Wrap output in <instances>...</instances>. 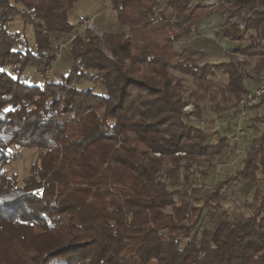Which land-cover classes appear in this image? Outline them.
I'll list each match as a JSON object with an SVG mask.
<instances>
[{
	"label": "trees",
	"instance_id": "1",
	"mask_svg": "<svg viewBox=\"0 0 264 264\" xmlns=\"http://www.w3.org/2000/svg\"><path fill=\"white\" fill-rule=\"evenodd\" d=\"M80 1L0 0V264H264V131L242 168L204 193L192 178L228 159L231 136L190 124L206 102L235 117L249 83L264 77V0H219L214 10L111 0L128 34L77 35L66 73L26 83L23 73L50 65L57 41L76 29L69 15ZM213 14L242 57L200 66L205 52L176 44ZM17 20L23 30L12 31ZM13 147L40 152L23 186L5 170ZM244 182L263 183L245 203L250 216L224 212L213 229L199 227Z\"/></svg>",
	"mask_w": 264,
	"mask_h": 264
},
{
	"label": "rangeland",
	"instance_id": "2",
	"mask_svg": "<svg viewBox=\"0 0 264 264\" xmlns=\"http://www.w3.org/2000/svg\"><path fill=\"white\" fill-rule=\"evenodd\" d=\"M110 2L111 0H81L69 15L70 22L77 27L71 34L64 35L57 41L56 47L53 50L55 59L48 66L39 67L37 69H27L26 72L23 73L22 79L31 85L40 86H43L50 80L57 81L60 75L66 73L73 64L70 54L72 41L77 35L83 36L86 31H89L100 39H102V34L104 32H124L128 34V29L119 23L115 12L111 8ZM159 10L165 11L168 15H171L172 13V11L166 10L163 6H160ZM214 15L215 16L208 18L197 26L196 33L191 39H183L181 42L176 44L177 50H182L185 47H195L197 49L204 50L209 57L202 61L200 65L205 63H219V60L214 56L221 57L223 59L222 61L230 60V58L233 57H242L233 52L239 46V43L230 41L228 38L223 36L220 31L225 19L221 18L219 15ZM86 20H90V22L94 21L93 28L87 27L85 23ZM238 20L242 21L243 19ZM11 29L12 31L22 29L21 22L19 20L14 22L11 25ZM24 33L27 36H30V28H26ZM229 53H233L234 56L232 57L231 55V57H229ZM178 75L183 77L180 74ZM216 80L226 83L228 78L220 73L218 74ZM192 81V77H185L184 84L189 91L195 89ZM252 84L253 82L251 85ZM90 86L94 87L95 85L89 82H82L80 88ZM97 91L102 93L103 89L98 87ZM188 93L186 94V99L188 100L189 105L186 106L184 112L190 114L195 110V107L193 105L194 101L189 98ZM201 106V120L192 119L190 124L193 126H205L209 128L210 131L218 129L222 134L230 137L234 130V123H230L232 118H234L231 117V113H224L221 115L214 114L211 110L210 102L202 103ZM228 115H230V117ZM243 126L249 134L248 138L235 145L231 144L233 150L232 152H229L228 159L225 162L222 161L218 163L217 166L210 172L208 177H203L200 174L194 175L192 178L194 188H202L204 193H208L226 175L234 174L238 169L242 168L245 154L248 151L252 140L264 131V104L256 107V111L253 115L249 111L247 121L244 122ZM11 150L14 155L10 164L5 167V170L7 171L9 177L17 175L19 178V185L23 186L30 175V168L32 164L39 160L40 152L34 149H21L18 147H13ZM257 187H263V183L260 182L257 185L247 182L232 184L226 193L229 199L223 203L222 210L219 212L216 220L211 223L209 220L204 219L199 227L202 229H213L220 220H223L224 212L228 213L231 219L249 217L250 213L246 209L245 203L252 201L253 194ZM36 233L38 232L36 231ZM18 234L20 236H24L25 231L23 229H19Z\"/></svg>",
	"mask_w": 264,
	"mask_h": 264
},
{
	"label": "built area",
	"instance_id": "3",
	"mask_svg": "<svg viewBox=\"0 0 264 264\" xmlns=\"http://www.w3.org/2000/svg\"><path fill=\"white\" fill-rule=\"evenodd\" d=\"M189 2H190L189 4L190 7L201 5L202 7L207 8L209 10H214L219 4V0H189ZM212 16L215 15L213 14L210 17ZM229 21L231 22V24L238 25L239 29L245 30V23L243 20L241 21L234 18V19H229ZM85 23L87 27L93 28L94 21L90 22V20H86ZM231 55L232 57L234 56L233 53H229V57H231ZM263 100H264V77L257 78L254 81V85L251 88H249V92L246 94L238 114L230 121V123L231 122L234 123L233 124L234 130L230 137L231 144L235 145L248 138L249 134L246 128L243 126L244 122L247 121L249 111L255 108Z\"/></svg>",
	"mask_w": 264,
	"mask_h": 264
},
{
	"label": "crops",
	"instance_id": "4",
	"mask_svg": "<svg viewBox=\"0 0 264 264\" xmlns=\"http://www.w3.org/2000/svg\"><path fill=\"white\" fill-rule=\"evenodd\" d=\"M224 36V35H223ZM195 48V47H194ZM197 49V48H196ZM200 50V49H199ZM201 51H203V52H205L204 50H201ZM207 57H209L208 55L202 60V61H204L205 59H207ZM214 57H216V59H218L219 61V63H214V64H211V65H220V64H223V63H226V62H229V60H224V61H222L223 59L221 58V57H219V56H214ZM221 60V61H220ZM201 61V62H202ZM217 61V60H216ZM201 62L199 63V64H201ZM206 64H209V63H205V64H203V65H206ZM203 65H200V66H203ZM256 80V79H255ZM254 80V81H255ZM254 81H253V84L251 85V83L252 82H250L249 83V88H251L253 85H254ZM256 111V109L255 110H251L250 112L252 113V115L254 114V112Z\"/></svg>",
	"mask_w": 264,
	"mask_h": 264
}]
</instances>
